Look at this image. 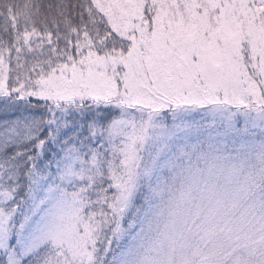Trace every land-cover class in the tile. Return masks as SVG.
I'll return each instance as SVG.
<instances>
[{
	"label": "snow or ice",
	"instance_id": "6c2138e0",
	"mask_svg": "<svg viewBox=\"0 0 264 264\" xmlns=\"http://www.w3.org/2000/svg\"><path fill=\"white\" fill-rule=\"evenodd\" d=\"M0 264H264V0H0Z\"/></svg>",
	"mask_w": 264,
	"mask_h": 264
}]
</instances>
